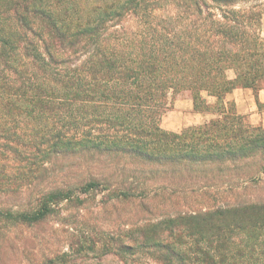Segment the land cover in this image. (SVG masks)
I'll return each mask as SVG.
<instances>
[{"label":"trees","instance_id":"16d2710c","mask_svg":"<svg viewBox=\"0 0 264 264\" xmlns=\"http://www.w3.org/2000/svg\"><path fill=\"white\" fill-rule=\"evenodd\" d=\"M258 1L0 0V264H264V128L224 100ZM181 90L213 117L165 130Z\"/></svg>","mask_w":264,"mask_h":264},{"label":"crops","instance_id":"0c3cea01","mask_svg":"<svg viewBox=\"0 0 264 264\" xmlns=\"http://www.w3.org/2000/svg\"><path fill=\"white\" fill-rule=\"evenodd\" d=\"M207 97L210 103L216 100L213 96ZM224 100L232 102L236 113L241 115L249 125L264 128V81L258 89L234 88L226 93ZM173 106V110L178 112L179 120L175 126L166 127L168 130H176V126L199 123L209 114L194 110L192 97L176 100Z\"/></svg>","mask_w":264,"mask_h":264},{"label":"rangeland","instance_id":"374dc122","mask_svg":"<svg viewBox=\"0 0 264 264\" xmlns=\"http://www.w3.org/2000/svg\"><path fill=\"white\" fill-rule=\"evenodd\" d=\"M250 3H252V2H250ZM250 3H248V4H250ZM258 3H259V5H261L262 10H263L261 25H260V34L262 37H264V0H259ZM228 73L230 76H232L231 71H229ZM201 96L203 97L202 99H204V101H206V103H208V104L214 103V102L213 103L209 102L210 99L207 97L208 95H206L205 92H202ZM186 97L187 98L191 97L190 92L187 90H181V91L172 93L170 95L168 109L166 110V112L164 113V115L162 116V118L160 120V126L163 129L168 130L166 127L176 125L177 121L179 120V117H178V112L176 110L175 111L173 110V108H174L173 103L176 100H182ZM198 112H200V111H198ZM211 117H213V115L209 113L206 118H203L199 123H196V124H201L202 122L207 121ZM190 125H195V124L176 126V130H170V131H180L182 128L190 126ZM97 216L103 217V219H102L103 221L110 217L109 215H107L105 213L98 214ZM112 218L113 217H111L110 219H112ZM101 225L103 226V223H101ZM104 225H105V223H104ZM93 255H94V253L90 252L88 258H84L83 261L77 260V263H75V264H158L149 258H143L141 256H136L137 258H133V259H127L124 262V261H121L118 257H116L113 254H108L105 256H93Z\"/></svg>","mask_w":264,"mask_h":264}]
</instances>
